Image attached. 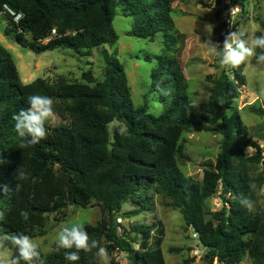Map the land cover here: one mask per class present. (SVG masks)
Segmentation results:
<instances>
[{
    "label": "trees",
    "instance_id": "1",
    "mask_svg": "<svg viewBox=\"0 0 264 264\" xmlns=\"http://www.w3.org/2000/svg\"><path fill=\"white\" fill-rule=\"evenodd\" d=\"M243 2L232 0L241 7ZM3 5L21 14L18 22L4 15V36H12L16 44L36 55L60 49L88 57L93 49L114 45L119 36L112 21L118 8L124 17L134 19L130 37L153 42L176 31L170 0H0V9ZM219 27L213 31L216 42ZM103 58L101 81L86 71L77 82L56 76L24 84L11 55L0 44V186L10 190L3 195L0 189V232H22L33 238L48 215L68 205L94 204L100 208L101 219L84 228L107 248L110 264H116L115 250L125 253L129 264H165L160 222L128 228L116 222L127 203L135 209L124 217L150 210L148 192L152 190L180 210L197 246L206 251L208 264H264V196L260 194L264 147L248 135L234 108L244 82V65L230 68L232 78L224 72L208 77L207 125L193 130L216 131L221 136L220 150L215 164L205 165L201 179H195L184 177L177 165L185 158L182 135L192 130L195 117L188 110L187 80L179 62L155 57L150 90L159 93V102L166 106L164 113L155 116L146 105H133L118 59L105 51ZM145 60L150 62L151 57ZM36 94L53 98L54 110L62 111L69 121L53 126L46 122L47 137L24 146L13 116L27 108L28 97ZM112 123L116 125L110 131ZM124 126L127 134L121 135L118 129ZM246 148L253 154L247 156ZM252 166L260 169L255 176L249 172ZM253 183L255 189L250 187ZM215 195L221 208L212 211L207 201ZM242 197L254 202L251 211L241 205ZM65 251L55 247L41 254L45 264H97L95 249L81 251L75 262L65 260Z\"/></svg>",
    "mask_w": 264,
    "mask_h": 264
},
{
    "label": "rangeland",
    "instance_id": "2",
    "mask_svg": "<svg viewBox=\"0 0 264 264\" xmlns=\"http://www.w3.org/2000/svg\"><path fill=\"white\" fill-rule=\"evenodd\" d=\"M170 1L176 31L168 37L159 35L153 42L128 36L134 19L124 17L118 8V15L112 21V27L119 36L118 41L112 46L93 49L88 57L60 49L36 55L16 44L12 36H4L7 22L1 15L0 44L11 55L19 78L24 84L36 78L53 79L56 76H61L69 82H77L81 81V74L86 71H91L93 77L101 81L104 78L105 51L123 65L133 105H146L147 112L155 116L161 115L166 109V106L159 102V93L150 90V73L157 66L155 57L178 61L187 80L188 110L195 113V117L192 120V130L182 135L185 158L178 160L177 165L184 177L201 179L205 165L216 162L221 136L216 131L197 132L193 129L207 125L208 115L205 107L209 99L206 87L211 86L209 79L223 72L232 78V73L230 67L220 66L219 58L210 55L203 43L208 39L205 25H212L214 31L219 23L214 0ZM239 9L234 17V31L245 33V38L264 35V0H244L243 7L239 6ZM213 31L211 39L216 42ZM258 49L257 54L260 53ZM146 56L151 57L150 62L145 60ZM243 65L244 82L239 87V96L234 108L248 135L264 147V63L258 64L255 58H250ZM193 101L196 103L195 107H192ZM54 111L55 119L49 120V125L68 123L69 120L62 111ZM115 125L116 123L110 124L109 130ZM244 151L247 156L253 154L250 148ZM259 171L258 166H252L249 172L255 176ZM262 190L264 185L260 190V194L264 196ZM148 196L150 210L136 216L124 217V213L135 209L133 204L127 203L122 206L116 222L125 228L130 225H151L160 222L164 230L161 250L165 264H208L206 251L197 246L195 236L184 225L180 210L172 208L168 200L152 190L148 192ZM207 206L212 211L221 208L217 195L207 201ZM100 219V208L94 204L87 208L68 205L62 211L48 215L44 227L34 231L35 235L39 232L40 234L33 239L39 244L41 253L46 254L56 247V233L61 226L96 225ZM118 232L120 234V228ZM7 254L10 257L16 254L11 244L7 248ZM113 256L116 264H129L125 253L115 250ZM97 264H101L98 257ZM243 264H247V261Z\"/></svg>",
    "mask_w": 264,
    "mask_h": 264
},
{
    "label": "clouds",
    "instance_id": "3",
    "mask_svg": "<svg viewBox=\"0 0 264 264\" xmlns=\"http://www.w3.org/2000/svg\"><path fill=\"white\" fill-rule=\"evenodd\" d=\"M239 10L238 6L229 9L230 25ZM205 31L208 34V39L203 43L210 55L219 58L220 66L238 68L250 58H255L258 64L264 63V52L259 54L256 52L257 48L264 49V35L245 38V33L231 31L225 36L221 47L218 42L211 39L213 26L206 24ZM54 103L53 98L49 96L31 95L28 97L27 108H22L14 114V129L24 141V146L38 144L47 137L48 131L45 125L49 120L55 119ZM195 106L196 103L193 101L192 107ZM118 131L119 134L125 135L127 134V127H119ZM250 187L255 189L256 185L253 183ZM0 189H2L3 195L10 191L6 185L0 186ZM240 202L249 211L254 207V202L247 197H242ZM21 215L27 217L26 212H22ZM2 216L3 214L0 213V218ZM9 243L16 250L15 256L10 257L7 254V244ZM55 243L57 251L66 250L64 258L69 262L78 261L81 251L88 253L95 249L94 255L100 259L101 264H109L107 248L100 246L98 240L91 239L82 224L61 226L56 233ZM73 249L75 250L73 251ZM0 264H45V261L42 258L39 244L32 237L22 232H0Z\"/></svg>",
    "mask_w": 264,
    "mask_h": 264
},
{
    "label": "built area",
    "instance_id": "4",
    "mask_svg": "<svg viewBox=\"0 0 264 264\" xmlns=\"http://www.w3.org/2000/svg\"><path fill=\"white\" fill-rule=\"evenodd\" d=\"M215 3V0L213 1ZM234 6H238L232 3V0H220V6L218 7L219 9V44H221L222 39L225 38L227 33L234 31L235 26H234V18L232 21V24H229L230 20V14H229V9H231ZM239 7V6H238ZM0 15L1 16H8L10 17L13 22H18L19 19L21 18L20 13H16L13 11L11 8H9L7 5H3L2 8L0 9ZM52 34H54V30H52Z\"/></svg>",
    "mask_w": 264,
    "mask_h": 264
},
{
    "label": "water",
    "instance_id": "5",
    "mask_svg": "<svg viewBox=\"0 0 264 264\" xmlns=\"http://www.w3.org/2000/svg\"><path fill=\"white\" fill-rule=\"evenodd\" d=\"M220 6V0H215V7L218 8Z\"/></svg>",
    "mask_w": 264,
    "mask_h": 264
},
{
    "label": "crops",
    "instance_id": "6",
    "mask_svg": "<svg viewBox=\"0 0 264 264\" xmlns=\"http://www.w3.org/2000/svg\"><path fill=\"white\" fill-rule=\"evenodd\" d=\"M7 22V21H6Z\"/></svg>",
    "mask_w": 264,
    "mask_h": 264
}]
</instances>
